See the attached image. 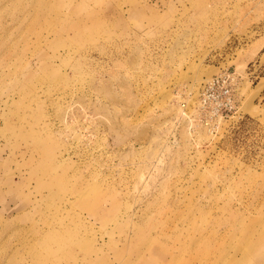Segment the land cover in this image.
<instances>
[{
  "label": "rangeland",
  "instance_id": "rangeland-1",
  "mask_svg": "<svg viewBox=\"0 0 264 264\" xmlns=\"http://www.w3.org/2000/svg\"><path fill=\"white\" fill-rule=\"evenodd\" d=\"M228 68L209 129L190 96ZM255 256L264 0H0V264Z\"/></svg>",
  "mask_w": 264,
  "mask_h": 264
},
{
  "label": "built area",
  "instance_id": "built-area-1",
  "mask_svg": "<svg viewBox=\"0 0 264 264\" xmlns=\"http://www.w3.org/2000/svg\"><path fill=\"white\" fill-rule=\"evenodd\" d=\"M190 97L197 105L200 122L209 129L213 128L221 118H229L239 110L238 76L230 68L223 70L205 82L197 93ZM183 105L188 108V103Z\"/></svg>",
  "mask_w": 264,
  "mask_h": 264
},
{
  "label": "bare ground",
  "instance_id": "bare-ground-1",
  "mask_svg": "<svg viewBox=\"0 0 264 264\" xmlns=\"http://www.w3.org/2000/svg\"><path fill=\"white\" fill-rule=\"evenodd\" d=\"M220 73H221V72H220ZM220 73H218V74H220ZM207 81H208V80H207ZM207 81H206V82H207ZM204 83H205V82H204ZM204 83H203V84H204ZM203 84H201V86H202ZM261 85H262V84H261ZM238 111H239V110H238ZM238 111H237V112H238ZM252 260H253V261H252L251 264H259V262H260L262 259H261L259 256H255L254 258H252Z\"/></svg>",
  "mask_w": 264,
  "mask_h": 264
}]
</instances>
